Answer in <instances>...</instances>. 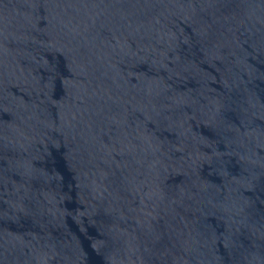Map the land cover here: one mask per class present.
<instances>
[{"label": "water", "instance_id": "water-1", "mask_svg": "<svg viewBox=\"0 0 264 264\" xmlns=\"http://www.w3.org/2000/svg\"><path fill=\"white\" fill-rule=\"evenodd\" d=\"M0 264H264V0H0Z\"/></svg>", "mask_w": 264, "mask_h": 264}]
</instances>
